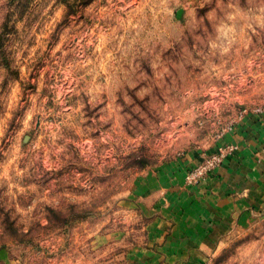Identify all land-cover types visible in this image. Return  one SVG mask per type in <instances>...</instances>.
Returning a JSON list of instances; mask_svg holds the SVG:
<instances>
[{
    "label": "rangeland",
    "instance_id": "374dc122",
    "mask_svg": "<svg viewBox=\"0 0 264 264\" xmlns=\"http://www.w3.org/2000/svg\"><path fill=\"white\" fill-rule=\"evenodd\" d=\"M263 114L264 0H0V264H124L135 178ZM207 264H264V216Z\"/></svg>",
    "mask_w": 264,
    "mask_h": 264
},
{
    "label": "crops",
    "instance_id": "0c3cea01",
    "mask_svg": "<svg viewBox=\"0 0 264 264\" xmlns=\"http://www.w3.org/2000/svg\"><path fill=\"white\" fill-rule=\"evenodd\" d=\"M228 143L235 152L198 184L187 180L201 160L192 152L135 178L128 201L148 222L141 236L119 233L121 262L207 264L224 237L264 216V114L245 116L211 152Z\"/></svg>",
    "mask_w": 264,
    "mask_h": 264
},
{
    "label": "built area",
    "instance_id": "2783aa9c",
    "mask_svg": "<svg viewBox=\"0 0 264 264\" xmlns=\"http://www.w3.org/2000/svg\"><path fill=\"white\" fill-rule=\"evenodd\" d=\"M236 150L233 144H228L226 147L219 149L214 154L207 158L201 159L196 166L189 171L187 180L190 184H198L202 179H205L220 167L224 160L232 155Z\"/></svg>",
    "mask_w": 264,
    "mask_h": 264
}]
</instances>
